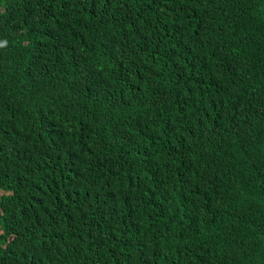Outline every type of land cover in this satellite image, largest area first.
<instances>
[{"label": "trees", "instance_id": "16d2710c", "mask_svg": "<svg viewBox=\"0 0 264 264\" xmlns=\"http://www.w3.org/2000/svg\"><path fill=\"white\" fill-rule=\"evenodd\" d=\"M0 264H264V0H0Z\"/></svg>", "mask_w": 264, "mask_h": 264}, {"label": "clouds", "instance_id": "9594fccd", "mask_svg": "<svg viewBox=\"0 0 264 264\" xmlns=\"http://www.w3.org/2000/svg\"><path fill=\"white\" fill-rule=\"evenodd\" d=\"M248 82V81H247Z\"/></svg>", "mask_w": 264, "mask_h": 264}]
</instances>
